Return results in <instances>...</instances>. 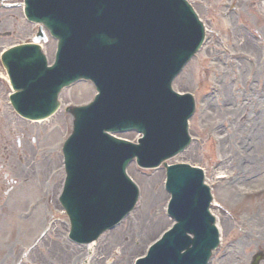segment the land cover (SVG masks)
<instances>
[{
    "label": "rangeland",
    "instance_id": "rangeland-1",
    "mask_svg": "<svg viewBox=\"0 0 264 264\" xmlns=\"http://www.w3.org/2000/svg\"><path fill=\"white\" fill-rule=\"evenodd\" d=\"M205 17L210 26L222 31L223 27L227 26L225 23L222 26V22L216 21L213 16ZM244 20L247 22H234V31L243 33L252 43L254 42L248 34L246 35L243 26L259 33L261 37L259 42L256 41V46L244 44L243 40L238 39L242 37L232 38L221 34L220 39L211 42V45L187 66L175 84V87L181 91L189 90L196 93L199 102L198 111L191 120L190 126L191 134L196 139L184 154L173 161H187L202 166L206 170L207 181L213 183V195L217 203L213 211L223 227L224 240L213 264L215 262L222 264H228V262L246 264L247 262L248 264L252 254L264 249V117L253 123L248 121L249 117L255 116L252 110L260 109L264 104V92L260 89V80L264 82V16H260V19L255 16H244ZM223 45L230 49L234 59H230L223 51ZM241 56L252 57L258 62L253 65L248 64L245 59L239 58ZM222 75H225L226 79L218 85L220 91L209 99L203 98V90L207 87L206 90L216 89L219 83L215 82ZM229 79L232 80L229 81ZM79 88L81 87L75 89ZM90 95L91 93L88 92L82 97L79 92H70L67 98L74 103H79L87 100ZM241 109L244 115L240 114ZM229 116L236 119L231 131L238 123L239 117L241 118L240 129L236 132L237 135L241 134L236 139L234 136L226 139L225 146L222 148L220 139L217 148L212 131L214 135H221L218 130H222V124L228 122ZM241 116H244L243 120ZM49 128L51 130L47 129L37 134L38 138L34 143L43 150H51L55 146L58 139L51 134H60L63 126L58 120ZM7 139L11 144V149L8 148L6 151L10 156L9 163L17 161L15 170L20 178H0V202L3 204V207H0V264H30L35 259L39 264H76L77 258L80 256L79 259H81L85 251L84 254L82 251L79 254L74 252L72 257L65 259L63 251L65 249L61 247L63 245L55 244L50 239L45 240L41 251H30L27 254L23 252V248L29 245L30 240L41 227L48 210L46 207L42 210L39 205L29 220L22 218L24 211L32 210V202L38 196L37 188L34 187L33 171L30 169L29 174L26 175L22 173L21 166V163L27 162L26 159L33 153L32 150L36 146L31 147L27 139H22L21 146L17 147L15 136H7ZM53 155L56 156L55 152ZM217 160L222 161L221 164H218ZM1 161L3 160L0 157V163ZM45 164L49 170L48 158ZM132 173L135 178L139 179L143 189L141 203L131 218L109 234L100 250L98 251L97 248L95 253L93 252L89 264L93 262L96 264H130L132 257L141 254L145 244L168 223H160L166 197L161 189V173H156L153 179L148 181L135 171ZM220 173L228 177L225 180L215 178ZM11 179H18L17 186H23V191L16 195L14 193V196H11L9 192ZM29 179V182L24 183ZM148 182H155L156 185L150 188ZM255 191L260 193L249 197L248 193ZM152 195L156 199L151 202ZM149 221L151 223L147 226ZM154 221L158 224L155 225ZM251 232L254 234V243L241 242L238 257L239 237H234V235L249 236ZM134 233H137L134 239L123 240L124 236L134 237ZM48 248L50 249L48 251L50 262L45 260ZM224 248L232 250L226 262L219 260ZM7 253L10 256H6Z\"/></svg>",
    "mask_w": 264,
    "mask_h": 264
},
{
    "label": "bare ground",
    "instance_id": "bare-ground-1",
    "mask_svg": "<svg viewBox=\"0 0 264 264\" xmlns=\"http://www.w3.org/2000/svg\"><path fill=\"white\" fill-rule=\"evenodd\" d=\"M237 128H238V126H236L235 130H237ZM233 134H234V131L232 132V135ZM225 138H226V136H224L222 139L224 140ZM221 147H223V145H221ZM154 185L155 184H149V187L152 188V187H154ZM155 199H156V197L153 196L152 199H151V202H152V200H155ZM163 221H164V219L163 218H160V223H162ZM154 224H155V221H154ZM156 224H158L157 221H156ZM136 235H137V233L134 235V238L136 237ZM32 264H38V263H36V262L34 263L33 262Z\"/></svg>",
    "mask_w": 264,
    "mask_h": 264
},
{
    "label": "water",
    "instance_id": "water-1",
    "mask_svg": "<svg viewBox=\"0 0 264 264\" xmlns=\"http://www.w3.org/2000/svg\"><path fill=\"white\" fill-rule=\"evenodd\" d=\"M25 73L27 74V71Z\"/></svg>",
    "mask_w": 264,
    "mask_h": 264
}]
</instances>
